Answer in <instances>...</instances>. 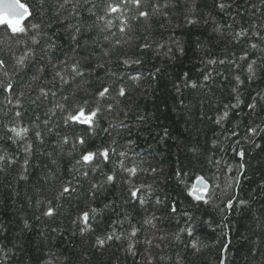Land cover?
I'll return each mask as SVG.
<instances>
[{"label":"snow or ice","instance_id":"obj_1","mask_svg":"<svg viewBox=\"0 0 264 264\" xmlns=\"http://www.w3.org/2000/svg\"><path fill=\"white\" fill-rule=\"evenodd\" d=\"M37 2L38 8H34L21 0H0V26L11 35L6 48L3 38H0V185L10 189V198L13 194L21 197L17 184L20 181L31 182L33 167L43 173L36 176L33 184V188L38 190L42 187L41 180L47 184L59 178L61 157L69 158L70 162L72 179L61 181L54 197L63 203L35 200L33 208L39 211L35 219L55 218L62 214L64 203L71 205L81 197L92 204L111 186L118 189L122 203L128 206L123 213L118 211L121 203L116 199L104 203L102 208L90 207L78 211L75 216L69 212L70 231L72 236L78 234L81 237V246L88 244L89 250L104 254L119 245L127 255L135 258L138 254L142 255L137 245L140 243L139 235L146 229L153 230L152 238L145 236L146 245L159 248L160 243H154V240L163 242L169 239L167 235H155L164 219L155 211L164 204L163 200L153 196L157 190L155 180L152 183L139 182L140 174H155L157 170L143 168L142 160L137 163L129 155L136 141L130 138L132 128L127 121L134 117L141 126L149 122L135 98L147 95L146 90L138 91V87H142L143 74L120 73L113 71L111 65H122L125 69L139 67L151 54L162 62L149 73L150 79L156 81L163 75V61H175L178 56L185 55V47L171 34L167 39L161 35L159 40H155L151 34V21L159 17L160 29L174 30L179 25H173L171 17L176 15L180 4L185 5V27L207 24L211 19L215 25L212 32L225 39L227 44L239 48V52L229 51L226 46L222 58L201 59L203 67L197 69L201 73L198 79H192L189 72H184L173 82L178 98L177 110L182 109L184 115L191 117L198 105V119L201 122L210 120L220 129L213 133L211 140L212 149L222 154L219 159H215L214 155L208 156L206 149L185 145L193 154L190 160L192 168L196 169L197 164L206 158L207 163L216 167L217 171L223 166L227 172H234L228 187H239L241 190L242 178L251 168L248 157L257 160L264 168V87L258 83L264 81V18L260 23L249 21L248 27L241 24L236 28L234 25L239 23L236 16L231 17L232 23L229 24H220L210 14L203 18L197 16L195 0L190 3L189 0H56L54 19L56 23L63 24L68 41L67 51L58 53L60 45L55 38L58 33L49 35L44 30L52 27V19L46 25L42 22L25 24L26 20H35L37 15L42 17L45 14L48 0ZM216 6L221 12L232 7L222 2ZM252 7L256 11L264 10V0L259 7ZM48 10L51 11V7ZM63 12L67 15H62ZM255 14V11L251 13L252 16ZM65 20L68 22L64 23ZM141 25L143 33L137 36V27ZM140 39L143 42L135 45L138 53L121 51L117 54V49L130 48L134 41ZM20 45H23L22 50H19ZM198 47L207 50L206 44H199ZM46 70L50 71V80L45 77ZM42 79L46 86L39 87L32 95L33 85ZM221 81L227 82L229 87L230 98L226 102L212 93L213 87L222 86ZM93 83L99 87H90ZM189 89H199L203 98L196 103L185 102V91ZM217 104L220 106L215 115H209L205 105L212 107ZM230 120L232 127L226 128V122ZM122 135L128 137L126 143L121 141ZM49 136L54 138V143L48 140ZM96 137L106 139L97 149H87L88 140ZM169 139L175 138L168 129H164L161 140ZM48 144L52 145L51 151L46 147ZM226 151L238 158L235 167L224 159ZM41 157L50 158L55 168L46 165ZM45 168L49 170L45 171ZM194 175L195 182L190 186L184 179L189 176L188 171L177 169L174 177L187 187L188 195L195 202L189 205L192 209L200 203L212 202L215 188L220 187L219 184H212L202 171L194 172ZM23 195L27 200V193ZM260 197H264V184L258 185L248 199L239 198L236 194L226 202L227 209L238 205L241 215L248 213L252 217L251 226L240 237L249 245L247 254L250 264H264V212H252L254 202ZM106 210L113 212L116 219L98 232L100 218ZM167 211L173 217L182 215L191 222L173 233L175 242L183 243V238L194 236L197 217L193 213L187 210L181 212L174 202ZM30 228L29 219L24 218L21 233L17 236ZM7 229V225L0 224V238ZM51 231L56 233L55 238L63 235L62 227H53ZM256 235L261 237L259 241L254 240ZM206 246L199 239L190 241L191 249L196 252ZM21 247L19 240L11 248L0 243V264H8ZM224 250L227 251V245ZM254 250L260 256L259 261H256ZM81 256L85 261L88 259L83 252ZM46 264H51V261ZM177 264L182 262L177 259ZM219 264H225V260L221 259Z\"/></svg>","mask_w":264,"mask_h":264},{"label":"trees","instance_id":"obj_2","mask_svg":"<svg viewBox=\"0 0 264 264\" xmlns=\"http://www.w3.org/2000/svg\"><path fill=\"white\" fill-rule=\"evenodd\" d=\"M21 2L38 8L37 0H21ZM190 2L191 0H189ZM221 2L231 4L232 7L221 12L216 6ZM55 4L56 0H48L45 14L42 17L37 15L35 20H26L25 24L42 22L46 25L49 19H52V27H46L44 30L49 35L54 32L58 33L55 37L60 45L57 52H66L68 41L65 38L63 24L55 22ZM195 4L197 16L203 18L206 14H210L220 24L232 23L231 17L236 16L239 21V23L234 25L236 28H239L241 24L244 27H248L249 21L260 23L262 18H264V10L256 11L252 7L253 5L259 7L261 0H195ZM49 7H51V11L48 10ZM168 11L172 10L169 9ZM253 11L256 12L255 16L251 15ZM238 12L240 15H237ZM184 13L185 5L180 4L176 9V15L171 17L172 24L179 25L174 30L160 29L161 18L159 17H154L151 21V34L155 40H159L161 35L167 39V36L171 34L181 40L185 47V55L178 56L175 61H163L165 65L164 74L156 81L150 79L149 73L156 66H159L162 61L151 54L145 57V63L139 67L133 66L125 69L122 65H111L113 71H119L120 73L127 71L132 74H143L140 82L142 87H138V91L144 92L146 90L147 95L136 96L135 98L141 105L140 110L148 116L149 122L141 126V123L136 121L134 117L127 121L132 128L130 138L136 141L129 155L131 160L137 163L142 160L143 168H155L157 170L155 174L151 172L140 174L139 182L152 183L155 180L157 190L153 193V196L164 201L163 205L155 209L157 216H164V219L158 225L159 231L155 235H167L169 239L163 242L154 240V243H160L161 246L159 248L146 245L144 243L145 236L152 238L153 234L152 229H146L139 235L140 243L137 245L142 255L138 254L135 258L127 255L123 248H119V245L114 246L104 254L89 250L88 244L81 246V237L78 234L72 236L70 231L69 221L71 217L69 212L72 216H75L78 211L82 212L90 207L102 208L104 203L116 199L118 203H121L118 211L123 213L128 206L122 203L121 197L118 195V189L111 186L92 204H88L81 197L79 201H73L71 205L64 203L61 209L62 214L55 218L42 217L41 220L35 219V216L39 215V211L33 208L35 200H52L53 204L63 203L54 199L56 190L60 187L61 181L71 180L72 175L69 158L61 157L59 160V178L50 180L47 184H44L41 180L42 187L38 190L33 188V184L36 182V176H42L43 173L41 169L36 167L31 169V182L20 181L17 184L21 197H16L13 194L10 198V189L0 185V224L8 226L3 238H0V243L11 248L13 243L18 242V240L22 242L20 252L11 258L8 264H20L21 261L24 264H46L47 261H51V264H134V260L135 264H149V262L150 264H177V259L182 264H219L221 259L225 260V264H250V257L247 254L249 245L242 242L240 237L246 228L251 226L252 217L248 213L241 215L238 205L231 210L227 209L226 202L229 197H233L236 194H238L239 198L248 199L250 193L255 192L258 185L264 184V168L260 167L257 160L252 159L251 156L248 157L251 168L248 169L246 177L242 178V190L239 187H228V184L232 182L231 177L235 175L234 172H227L223 166H221L220 171H217L216 167L207 163L206 158H203L202 162L197 164L196 169H193L190 164L193 154L188 151L185 145L198 147L201 150L206 149L208 150V156L214 155L215 159H219L222 154L218 150L212 149L211 140L214 138L213 133L220 131V129L210 120L201 122L198 119V105L193 109L191 117L184 115L182 109L178 111V98L172 86L173 82L184 72H189L192 79H198L201 73L197 69L203 67L201 59L222 58L224 56L223 50L226 46L229 51L239 52V48L238 46L227 44L225 39L212 32L215 25L211 19H209L207 24L201 23L185 27ZM61 14L67 15L66 12ZM67 22V20L64 21V23ZM143 30L142 25L138 26L135 34L141 36ZM0 38H3L4 47L6 48L11 35L5 31L3 26H0ZM142 42V39H140L134 41L130 48L126 46L125 49H117V54L121 51H127L129 54L138 53L139 50L135 45ZM199 44H206L207 50L198 47ZM22 49L23 45H20L19 50ZM45 77L49 80L51 79L49 70H46ZM220 83L222 86L213 87L212 93L219 100L226 102L230 98L228 95L229 87L225 81ZM258 83L261 87H264V81ZM41 86H46L43 79L33 85L31 94L35 95L36 89ZM89 86L99 87L95 83ZM246 95L247 93H245ZM185 98V102L192 101L196 103L203 98V93L199 89H189L185 91ZM219 106V104L212 107L205 105V109L209 115L214 116ZM235 119L239 118L235 117ZM225 127L231 128L232 121L226 122ZM164 129H168L170 135L175 139L161 140ZM105 139L106 137L91 138L88 140L86 148L95 150L103 144ZM120 139L126 143L128 137L122 135ZM48 140L54 143L52 136H49ZM46 147L51 151V144L46 145ZM41 151H44V149H41ZM252 155H255V153H252ZM223 156L228 163L235 167L238 158L233 157L227 151ZM41 159L50 168H55V165H51L50 158L41 157ZM35 163H39V161H35ZM177 169H184L189 172V176L184 178L188 186L195 182L194 172L197 171H202L206 177L211 179L212 184H219L220 187L215 188L213 201L209 204L200 203L196 209L189 207L190 204L195 202L188 195L187 187L174 178ZM47 170L49 168H45V171ZM11 178L10 176L9 179ZM25 193H27V200H25L23 195ZM172 202L176 204L181 212L187 210L197 217L194 236L183 238V243L175 242L172 239V235L178 228L189 226L191 222L187 221V217L182 215L173 217L168 213L167 208ZM257 210L264 212V197H260L254 202L253 214H257ZM24 218L29 219L31 228L24 230L18 237L17 234L21 233ZM113 219H116V215L106 210L100 218L97 231L100 232L106 229ZM133 222H136V218H134ZM93 223L96 222L94 221ZM225 225L228 226L226 227ZM53 227H62L63 235L55 238L56 233L51 231ZM257 232H259L258 228ZM50 237H53V239H50ZM260 238L259 235H256L254 240L259 241ZM193 239H199L207 246L196 252L190 247V241ZM225 245H227V251L224 250ZM146 248L149 250L145 251ZM82 252L88 257L86 261L82 259ZM253 254L256 257V261H259L260 256L255 250ZM252 264H255V262H252Z\"/></svg>","mask_w":264,"mask_h":264}]
</instances>
